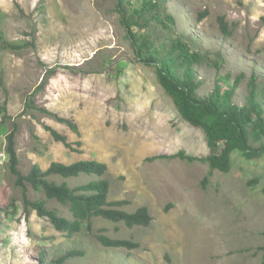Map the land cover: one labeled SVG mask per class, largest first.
Here are the masks:
<instances>
[{
    "label": "rangeland",
    "instance_id": "1",
    "mask_svg": "<svg viewBox=\"0 0 264 264\" xmlns=\"http://www.w3.org/2000/svg\"><path fill=\"white\" fill-rule=\"evenodd\" d=\"M129 1L131 11L149 0ZM152 1L158 7L145 11L143 23L134 28L138 44L146 41L142 58L158 51L170 59L180 41L201 55L194 64L201 98L212 94L219 74H231L225 90L244 73L229 98L243 105L255 73L264 110V0ZM220 15L229 23L230 36L220 30ZM120 22L116 0H0V108L6 106L12 117L2 123L0 109V264H61L57 260L72 249L83 255L63 264H260L264 155L232 153L230 173H210L196 160L158 158L180 151L201 157L210 148L204 131L177 113L155 68L140 60ZM185 68L180 67L181 74ZM13 123L23 174L34 164L47 169L52 161H103L109 201H127L121 208L129 212L147 206L151 224L130 228L93 217L92 230L83 224L81 231L68 234L32 208L27 215L5 150ZM47 127L64 135L70 146ZM94 179L99 177L49 176L71 187ZM27 187L32 200L45 198ZM47 206L72 218L56 200ZM100 233L139 246H105Z\"/></svg>",
    "mask_w": 264,
    "mask_h": 264
},
{
    "label": "trees",
    "instance_id": "2",
    "mask_svg": "<svg viewBox=\"0 0 264 264\" xmlns=\"http://www.w3.org/2000/svg\"><path fill=\"white\" fill-rule=\"evenodd\" d=\"M127 4L130 1L116 0L121 22L126 30V37L130 40L137 56L146 65L154 67L158 83L162 86L166 95L172 100L174 108L180 117L190 125L204 131L210 154L201 157L187 155L180 151L174 155H163L158 158H181L188 162H202L207 164L210 173L220 171L230 173L232 170V153L241 151L248 158H257L264 155V110L258 101L257 80L253 73L250 77L246 103L238 105L229 100L236 86L243 80L246 74L241 73L234 79V85L230 89L223 90L222 85L228 82L231 74H219L215 90L207 98L198 95L200 82L194 77V64L201 61V55L194 53L180 41L176 44V54L168 59L156 51L147 58H142L143 47L146 41L138 44V39L134 28L140 26L143 21V13L158 7L152 0L146 1L142 9L128 10ZM207 11L200 14L198 20L203 18ZM221 32L225 36H230L232 30L224 15L217 17ZM17 47L15 45H10ZM217 65V63H216ZM185 66L183 74L180 67ZM47 72L52 73L50 69ZM41 88V87H39ZM2 123H6L12 117L7 113L6 106H2ZM66 121L74 130L76 125ZM56 140H60L70 146L67 138L52 127H47ZM17 124L13 123L12 129L6 135V153L9 158L10 172L15 176V184L22 189L25 210L28 215L29 208L36 211L38 216L47 217L56 230L74 234L81 231L83 224L86 229L92 230L93 217H103L113 222H124L127 227L147 226L151 224L153 217L147 206H140L136 211L129 212L121 206L127 201H109L110 181L102 178L108 170V165L96 159H80L73 163L52 161L47 169H43L39 164H34L28 174H23L18 165L19 156L16 149ZM257 144V145H255ZM82 174L93 175L99 179L91 180L87 183L71 187L67 182L57 183L49 180L51 175H60L65 178L78 177ZM208 177L204 178V183ZM27 184L31 185L36 192L43 193L45 198L32 200L28 194ZM48 200H56L68 207L72 218L61 215L58 210L50 209L47 206ZM99 241L110 247H125L134 249L139 246L138 242L131 239L112 238L106 234L98 235ZM264 251V246L261 247ZM83 255V251L76 249L68 250L58 263L63 264L65 260L75 256ZM40 264H44L41 260ZM260 264H264L263 259Z\"/></svg>",
    "mask_w": 264,
    "mask_h": 264
},
{
    "label": "built area",
    "instance_id": "3",
    "mask_svg": "<svg viewBox=\"0 0 264 264\" xmlns=\"http://www.w3.org/2000/svg\"><path fill=\"white\" fill-rule=\"evenodd\" d=\"M4 154H5L4 152L1 153V155H4Z\"/></svg>",
    "mask_w": 264,
    "mask_h": 264
}]
</instances>
